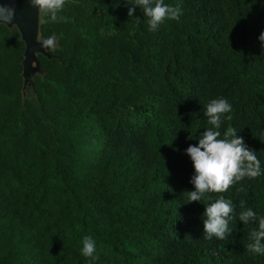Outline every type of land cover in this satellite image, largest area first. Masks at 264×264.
<instances>
[{
  "label": "trees",
  "instance_id": "trees-1",
  "mask_svg": "<svg viewBox=\"0 0 264 264\" xmlns=\"http://www.w3.org/2000/svg\"><path fill=\"white\" fill-rule=\"evenodd\" d=\"M134 4L66 0L57 23L41 13L52 43L29 83L26 43L0 22V264H264L247 250L264 218V0H164L181 15L155 32L139 8L129 17ZM219 98L233 109L221 138L234 128L261 175L187 204L185 153ZM221 196L231 235L204 239L205 205ZM85 236L98 260L81 254Z\"/></svg>",
  "mask_w": 264,
  "mask_h": 264
},
{
  "label": "clouds",
  "instance_id": "clouds-1",
  "mask_svg": "<svg viewBox=\"0 0 264 264\" xmlns=\"http://www.w3.org/2000/svg\"><path fill=\"white\" fill-rule=\"evenodd\" d=\"M29 2L40 13H47L53 23L66 20V17L60 15L66 0H29ZM137 8L148 18V29L152 32L157 31L166 19L178 20L181 15L178 7L165 5L164 0H135L134 6L128 10L129 17L135 15ZM5 15L11 22L15 10L0 7V19ZM259 41L264 48V33L260 34ZM46 43L51 44L52 40L49 39ZM232 110L231 104L223 98L213 99L205 106L208 123L213 127L200 135L198 146L190 145L186 150L185 154L191 158L195 169V175L190 181L195 190L184 192L188 200L187 204L202 202L206 193H223L245 178L255 179L261 175V165L256 152L245 144L234 128L229 127L221 138L219 129L223 122L222 117ZM227 119L231 120L232 116L228 115ZM238 191H244V188L241 187ZM205 206L202 218L203 238L227 239L231 235L229 222L233 218L232 202L221 196L214 203ZM241 206L243 207V201ZM255 217L256 214L251 208L239 214V220L243 224L254 220ZM250 239L252 242L247 245V250L264 253V218L259 220L258 230L251 232ZM81 254L92 261L99 259L96 255V241L91 236L83 238Z\"/></svg>",
  "mask_w": 264,
  "mask_h": 264
},
{
  "label": "rangeland",
  "instance_id": "rangeland-1",
  "mask_svg": "<svg viewBox=\"0 0 264 264\" xmlns=\"http://www.w3.org/2000/svg\"><path fill=\"white\" fill-rule=\"evenodd\" d=\"M0 2L4 6H7L8 8L11 6L15 10V13H17L20 19V23L23 24L28 33V39L30 41L28 47L30 50L27 60L28 62L26 63L25 80L30 82L37 71L34 61L37 54L36 48L41 47L44 50L48 48V43H42L39 39L38 28L43 22L41 13L38 9L31 6L29 0H0ZM12 25L17 26L14 22Z\"/></svg>",
  "mask_w": 264,
  "mask_h": 264
},
{
  "label": "water",
  "instance_id": "water-1",
  "mask_svg": "<svg viewBox=\"0 0 264 264\" xmlns=\"http://www.w3.org/2000/svg\"><path fill=\"white\" fill-rule=\"evenodd\" d=\"M0 7L8 8L7 6H4L1 2H0ZM10 8H12V7L10 6ZM0 22H3V23H5V24H7V25H12L13 22L16 23V25H17V27H18L20 33H21V36H22L23 40H24L25 43H26V53H25V62H24V80H25V69H26V63L28 62L27 60H28L29 50H30V48L28 47V43L30 42L29 39H28V33H27L25 27L23 26V24L20 23V19H19L17 13H15L14 19H12L11 22L8 21V18H7L6 15L3 17V19H0ZM39 48L41 49V47H37V48H36V52H37V50H38ZM35 57H36V56H35ZM34 61H35V64H36V60H35V58H34ZM36 65H37V64H36ZM36 69H37V66H36ZM36 72H37V71H36ZM25 82H26V83H29V82H27L26 80H25Z\"/></svg>",
  "mask_w": 264,
  "mask_h": 264
}]
</instances>
